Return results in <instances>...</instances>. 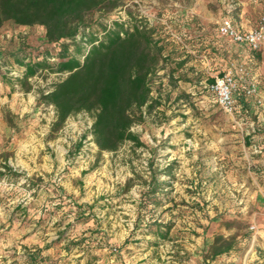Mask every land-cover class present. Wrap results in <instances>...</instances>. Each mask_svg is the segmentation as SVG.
Segmentation results:
<instances>
[{"label":"rangeland","instance_id":"rangeland-1","mask_svg":"<svg viewBox=\"0 0 264 264\" xmlns=\"http://www.w3.org/2000/svg\"><path fill=\"white\" fill-rule=\"evenodd\" d=\"M262 15L264 0H127L113 12L92 15L104 24L121 17L131 27L155 26L168 44L153 78L159 104L133 127L144 145L128 141L116 152L99 150L89 112L55 125V107L42 94L66 74L44 69L29 80H12L2 68L11 84L0 82V170L7 173L0 177L1 228H31L46 264H141L145 255L147 264H195L197 242L214 241L199 253L206 260L228 237L255 231L264 206L247 202L239 178L262 152L243 148V120L219 107L208 84L244 66L264 93V55L218 33L223 17L257 24ZM44 36L40 25L7 22L0 51L39 49ZM236 98L250 113L264 111L254 98ZM252 127L264 135V120ZM73 201L95 209L80 215ZM142 218L168 224V237L143 229ZM12 248L0 245V264H14L7 261Z\"/></svg>","mask_w":264,"mask_h":264},{"label":"trees","instance_id":"trees-1","mask_svg":"<svg viewBox=\"0 0 264 264\" xmlns=\"http://www.w3.org/2000/svg\"><path fill=\"white\" fill-rule=\"evenodd\" d=\"M126 3L127 0H0V29L7 22L45 29V43L39 49L0 51V70L5 68L12 80H29L44 69L66 74L42 94V99L55 107L58 128L75 114H93L92 135L101 152H116L128 141L143 146L133 127L159 104L154 97L153 78L163 68L168 45L165 38L157 36L152 25L137 23L131 27L121 17L104 24L91 18ZM0 78L1 83L11 84L7 77ZM245 105L242 102L246 110ZM5 175L0 170V177ZM73 203L80 215L91 214L94 208ZM150 229L159 238L168 237L164 228ZM229 248L230 244H226L213 252L221 254ZM42 251L37 249L29 264H46Z\"/></svg>","mask_w":264,"mask_h":264},{"label":"crops","instance_id":"crops-1","mask_svg":"<svg viewBox=\"0 0 264 264\" xmlns=\"http://www.w3.org/2000/svg\"><path fill=\"white\" fill-rule=\"evenodd\" d=\"M222 19L220 20V22L222 21ZM235 23L243 29H251L256 25L251 22V20H246L245 23ZM236 44L245 48L246 50L251 51L246 45H241L238 43ZM257 54L264 55V52H257ZM240 118L241 120H243L242 122L247 128L245 133L246 135H248V141L243 144V148L248 150H251L253 148L263 150L261 155L257 154L256 156L252 157L254 162L253 170H250L249 172L246 171V177L243 176L244 178L241 177L239 179L240 181H242L241 186L245 197H247V202H252L254 206L263 208L264 169L262 170V167H264V135L261 136L256 133V128L252 127V125H254V123L256 122L259 123L261 120H264V111H251L250 113L247 110L240 116ZM249 153L254 152L250 151ZM250 177H252V180L250 179ZM159 204V206H162L164 203ZM93 209H95V207ZM99 209L101 211V208ZM139 223L140 226L146 230L152 227L165 228L166 226H168V224H166L165 222L160 223V220L156 221L155 219L146 220L142 218L139 219ZM25 231H28L29 233V231H31V228H27V226H24L21 223L13 226L12 228H9V224L3 225L2 228L0 226V232H3L0 236V245L13 247L12 249L15 252V254L11 256L12 259L7 260L8 262L13 261L14 264H29L31 255L35 253L36 248L43 247L41 246L40 242L39 245L34 244L36 240L32 238V233L27 234ZM10 233H13L12 237L9 236ZM227 239L228 242L226 244H230V248L221 254H214V252H212L211 259L207 258L206 260H204L203 254L199 257V253L203 251L207 253L208 245H214V241H212V243L211 241L207 242V244L205 243V240L197 242V244L193 246L194 248L192 249L193 252H195L196 256L193 262L195 264H264V222L262 221V217H259V221L256 225L255 231L238 236H231ZM42 255L44 256V258L46 257L44 251L42 252ZM139 259L142 260L141 264H147V262H149V259L146 258V255L139 257Z\"/></svg>","mask_w":264,"mask_h":264},{"label":"built area","instance_id":"built-area-1","mask_svg":"<svg viewBox=\"0 0 264 264\" xmlns=\"http://www.w3.org/2000/svg\"><path fill=\"white\" fill-rule=\"evenodd\" d=\"M218 32L235 43L246 45L253 52H264V15L251 29L239 27L231 17L226 16L220 22ZM246 75V69L241 66L217 75L214 81L208 84V89L213 93L219 107L236 122L247 111L238 103L237 94L254 98L260 106L264 105V93L260 91L258 78Z\"/></svg>","mask_w":264,"mask_h":264}]
</instances>
